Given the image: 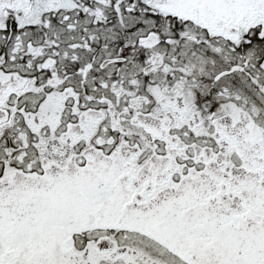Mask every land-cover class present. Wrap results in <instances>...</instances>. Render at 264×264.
Listing matches in <instances>:
<instances>
[{
	"label": "snow or ice",
	"instance_id": "obj_1",
	"mask_svg": "<svg viewBox=\"0 0 264 264\" xmlns=\"http://www.w3.org/2000/svg\"><path fill=\"white\" fill-rule=\"evenodd\" d=\"M0 264H264V0H0Z\"/></svg>",
	"mask_w": 264,
	"mask_h": 264
}]
</instances>
